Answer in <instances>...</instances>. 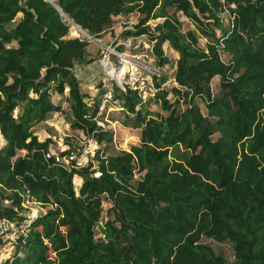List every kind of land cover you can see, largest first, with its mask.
Segmentation results:
<instances>
[{"label":"trees","instance_id":"1","mask_svg":"<svg viewBox=\"0 0 264 264\" xmlns=\"http://www.w3.org/2000/svg\"><path fill=\"white\" fill-rule=\"evenodd\" d=\"M51 1L0 0V218L25 223L0 264H264V0ZM135 11L126 35L155 39L161 66L167 43L175 83L142 101L112 82L139 137L108 154L113 132L95 120L102 93L83 90L74 72L98 58L62 13L100 38ZM52 92L66 95L69 127L101 143L94 162L67 165L79 146L67 140L57 156L35 133L64 111ZM104 195L113 217L102 219ZM28 201L41 206L33 218L21 213ZM201 236L230 240L233 259Z\"/></svg>","mask_w":264,"mask_h":264},{"label":"rangeland","instance_id":"2","mask_svg":"<svg viewBox=\"0 0 264 264\" xmlns=\"http://www.w3.org/2000/svg\"><path fill=\"white\" fill-rule=\"evenodd\" d=\"M20 13H17L14 17V21H11L7 23L8 27H11L14 25V23L20 18ZM63 19L69 24L70 29V36H79L81 38H86L88 40V55L89 56H95L98 59L93 60L89 63H76L74 66V72L75 74L80 78L81 85L83 90L88 91L90 94H96V93H102L104 90L102 88L96 89L98 86V83L100 81H104L105 87L108 88H114V85L112 82H114L109 75L106 74V70H104V67H102L99 64V58L101 57V53L104 47V44H108L111 42L116 41H122L126 38V32L130 31L128 29V26L132 25L134 26L139 18L141 17V14L138 12H132L128 15H118L113 18L112 26L104 31L101 34V37L95 38L91 34H89L86 30L81 29L78 27L75 23L72 22V20L66 15L63 14ZM181 19L183 21L182 28L187 29L189 27H192V23L188 18H185L184 16H181ZM151 25L156 22V19H149ZM203 41V40H201ZM200 41V42H201ZM15 44L14 41L9 43L8 45ZM164 53L170 58L167 63L164 65L165 71V77H170L173 72V68L175 66H172L173 64V58L175 56L174 51L171 49V47L165 43L163 46ZM222 58L226 60L227 55L221 54ZM112 65L117 67L119 64L117 63L116 59L114 57H111ZM115 83V82H114ZM173 82L169 81L168 85L171 86ZM210 88L213 92L217 93L219 91V78L214 77L210 82ZM51 99L54 102L60 103L62 107L64 108L63 112H55L50 113L48 116V119L46 122L38 123L34 127L35 133L40 138H46L49 137L51 139L50 142V152L54 155H59L60 151L66 149L67 143L66 141H70L73 145V147H78L81 145L82 141L86 137L85 134H83L78 129H71L69 127V118H70V112L68 107V102L66 99L65 94H56L52 92ZM185 106L184 102H181V106ZM201 107H203L201 105ZM153 109H157L156 105H152ZM127 113L123 109H115L110 111L107 114V118L110 120L109 128L113 132V141L109 144L104 145V150L108 154H116L117 152L121 150H128L130 144H135L138 142L139 137V131L136 128H132L128 125L124 124V119L126 118ZM100 154V153H99ZM95 155L91 158V160L94 162ZM85 160L82 164L79 166L86 165ZM89 161V160H88ZM139 172L137 171L135 173V177L133 181H136L139 178ZM75 187L78 188L79 184L81 183V178L76 177L75 179ZM111 207V203L108 200V197L104 195L103 198V211H102V219H105L107 217H113V213L109 210ZM41 209V206L33 201H28L25 203L23 210L21 213L28 216V218H33ZM96 232L99 233L98 228H96ZM8 240V239H7ZM200 240L202 242H205L212 246V248L217 252L222 254L224 257H226L229 260L233 259V248L231 241L228 239L219 241L215 238L208 237V236H201ZM13 245V244H12ZM9 241H6L4 244L0 246V260L5 259L7 256L11 255L14 252V246H12Z\"/></svg>","mask_w":264,"mask_h":264},{"label":"built area","instance_id":"3","mask_svg":"<svg viewBox=\"0 0 264 264\" xmlns=\"http://www.w3.org/2000/svg\"><path fill=\"white\" fill-rule=\"evenodd\" d=\"M156 22L151 25L154 28ZM128 29L134 30V26H128ZM119 46H122L120 49ZM111 57H114L119 64L117 67L112 65ZM99 64L104 67L106 74L121 89L130 88L134 90L137 96L146 101L155 96L156 92L168 84L169 81L175 83L174 77L166 78L161 81L165 74L164 66L157 63L155 57V39H151L146 33L127 35L122 41L104 44ZM115 109H123L122 101L115 96L112 88L105 87L102 94L98 111L96 114V123L105 129H110L107 114ZM101 148V143L93 136H86L76 152L69 154L64 158V162L69 165L74 161L78 166L85 160L97 154ZM25 223L19 225L16 221L3 217L0 218V239L4 242L14 241L20 233H23ZM8 239V240H7Z\"/></svg>","mask_w":264,"mask_h":264},{"label":"water","instance_id":"4","mask_svg":"<svg viewBox=\"0 0 264 264\" xmlns=\"http://www.w3.org/2000/svg\"><path fill=\"white\" fill-rule=\"evenodd\" d=\"M48 1L52 2L51 0H48Z\"/></svg>","mask_w":264,"mask_h":264}]
</instances>
